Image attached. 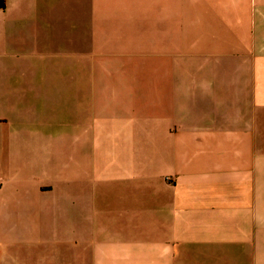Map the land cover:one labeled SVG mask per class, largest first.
I'll list each match as a JSON object with an SVG mask.
<instances>
[{"label": "crops", "instance_id": "0c3cea01", "mask_svg": "<svg viewBox=\"0 0 264 264\" xmlns=\"http://www.w3.org/2000/svg\"><path fill=\"white\" fill-rule=\"evenodd\" d=\"M0 2V264H264V0Z\"/></svg>", "mask_w": 264, "mask_h": 264}, {"label": "trees", "instance_id": "16d2710c", "mask_svg": "<svg viewBox=\"0 0 264 264\" xmlns=\"http://www.w3.org/2000/svg\"><path fill=\"white\" fill-rule=\"evenodd\" d=\"M0 7H4V4H3V2H0Z\"/></svg>", "mask_w": 264, "mask_h": 264}]
</instances>
